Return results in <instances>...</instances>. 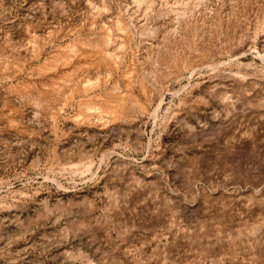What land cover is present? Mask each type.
I'll return each mask as SVG.
<instances>
[{
	"label": "rangeland",
	"instance_id": "374dc122",
	"mask_svg": "<svg viewBox=\"0 0 264 264\" xmlns=\"http://www.w3.org/2000/svg\"><path fill=\"white\" fill-rule=\"evenodd\" d=\"M180 1L0 0V264H264V0H204L194 26L169 14ZM118 19L136 33L122 64L57 129L18 98L104 75L84 56L41 68ZM30 37L44 42L35 58ZM115 84L148 113L105 130L73 122Z\"/></svg>",
	"mask_w": 264,
	"mask_h": 264
},
{
	"label": "bare ground",
	"instance_id": "6f19581e",
	"mask_svg": "<svg viewBox=\"0 0 264 264\" xmlns=\"http://www.w3.org/2000/svg\"><path fill=\"white\" fill-rule=\"evenodd\" d=\"M191 1L192 0H181L179 4H181L183 8L180 10L172 8L169 14L173 17L174 20L183 22V24H185L186 26H194L195 22L198 19L197 14L203 12L204 0H195V4L193 5L195 7L194 11H189V8H186L189 7L188 4ZM243 9V5H235L230 7L227 12V20L231 22L235 14ZM91 14V16H93L95 12ZM261 15L259 16L258 21L260 27L264 24V14ZM194 16L196 17V19L194 18ZM91 18V22L93 24V17ZM217 20L218 17L216 16L210 19L209 23L213 24ZM227 20L225 19V22ZM235 21L236 20L232 21V23H236ZM107 23H102L104 24V26L101 25L102 33L100 36L101 39H99L100 42H97V44H91L89 42H87V44L83 43L80 45L71 44L66 48L64 47L65 49L63 48L64 50L61 52V54L52 58L45 64L43 68H41V72L45 73L50 70H55L59 65L70 63V61L75 57L84 56V58H87V66H104L106 68L104 75H98L96 78H84L83 80L76 81L73 76L69 75L65 76L64 78H58L51 84L46 85L42 88V91L34 93L26 90L17 93L18 98H21L22 101L28 99L30 101V104L34 105L37 112H39L40 114H44L45 116L47 114L48 118L51 120V123L54 126V129H57L60 115L65 111L67 107L72 105L76 94L81 91L84 93L95 91V89L108 82L109 78L111 77V72L117 70L122 64L125 51L129 46V41H131L136 33L131 25L125 24L122 19L115 20V22L113 23ZM224 25L225 24H223V26ZM30 40V57H38L41 53V47L44 42L41 39L32 37H30ZM198 48L199 47L195 49L196 53L193 63L199 64V61H202L203 57H208L211 53L209 49H207L208 47L206 45L203 48L201 47V50ZM40 70L38 71L40 72ZM138 71L139 70L137 68H134L131 72L129 71L127 74H125L122 80L123 86L137 83L139 81V78H137ZM120 86L121 84H115L106 93L98 94L88 99L80 100L78 103V112L72 118L73 122L78 125H87L97 128L99 127L100 129L105 130L109 128L110 125L116 123V121H124L133 112V110L139 112L140 114L148 113L146 107L138 99H136L133 92L127 90L129 89V87L126 89V92H123ZM176 94L177 93H174V96H176ZM52 103L55 106H53ZM161 104L162 102L160 101L156 105L154 110L150 113L153 117H156V115L159 113ZM7 120L9 124L14 123V118H7Z\"/></svg>",
	"mask_w": 264,
	"mask_h": 264
}]
</instances>
